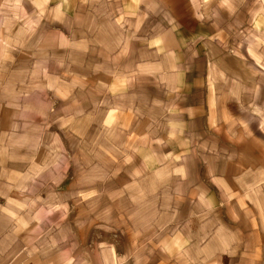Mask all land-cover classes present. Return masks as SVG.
Segmentation results:
<instances>
[{"label": "rangeland", "instance_id": "obj_1", "mask_svg": "<svg viewBox=\"0 0 264 264\" xmlns=\"http://www.w3.org/2000/svg\"><path fill=\"white\" fill-rule=\"evenodd\" d=\"M263 68L264 0H0V204L18 198L22 251L264 264V190L231 189L264 182Z\"/></svg>", "mask_w": 264, "mask_h": 264}, {"label": "crops", "instance_id": "obj_2", "mask_svg": "<svg viewBox=\"0 0 264 264\" xmlns=\"http://www.w3.org/2000/svg\"><path fill=\"white\" fill-rule=\"evenodd\" d=\"M185 0H140L141 4H145L149 6L154 12H164L167 13L169 11L178 10L181 8V3L183 4ZM40 2V1H39ZM39 6V3L36 4ZM263 125V124H262ZM264 126V125H263ZM250 166L251 168V176L253 177H264V159L254 158L250 156ZM264 184V182H263ZM258 182V179L254 178V182L252 185H248V183L236 185L235 188L231 187L232 191L235 192V189L240 192H249V194H254L253 196L255 200L256 194L263 192L264 185ZM19 191L21 187L16 185L15 187ZM7 189V194L9 193V187ZM18 198L9 196L6 205L0 204V210L4 213H0V264H54L53 260L50 258H42L41 260L31 259V255L27 252L22 251V249L27 246V238H19L14 230L18 227L22 230L24 228L27 229L28 221L22 219V222L18 223L21 226L15 227V222H13L14 218V208L18 205ZM17 203V204H16ZM22 251V252H20ZM20 252V253H19ZM24 253V254H22ZM17 254V255H16ZM16 255V256H15Z\"/></svg>", "mask_w": 264, "mask_h": 264}, {"label": "bare ground", "instance_id": "obj_3", "mask_svg": "<svg viewBox=\"0 0 264 264\" xmlns=\"http://www.w3.org/2000/svg\"><path fill=\"white\" fill-rule=\"evenodd\" d=\"M249 46H250V48L252 49V48L254 47V44H253V43H249ZM252 53H253L255 56H257L258 58H261L260 55H258V54L255 52V50H253ZM251 61H253V60H251ZM263 69H264V68H263Z\"/></svg>", "mask_w": 264, "mask_h": 264}]
</instances>
